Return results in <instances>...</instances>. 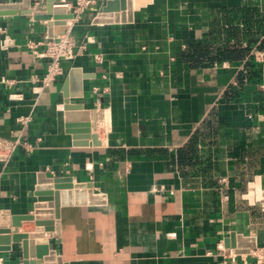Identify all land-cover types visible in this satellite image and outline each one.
Returning <instances> with one entry per match:
<instances>
[{
	"label": "crops",
	"instance_id": "0c3cea01",
	"mask_svg": "<svg viewBox=\"0 0 264 264\" xmlns=\"http://www.w3.org/2000/svg\"><path fill=\"white\" fill-rule=\"evenodd\" d=\"M101 2L54 27L76 41V53L38 93L30 78L47 60L26 43L46 39L48 23L0 16V80H19L0 84V138L35 144L0 162V227L30 212L41 175L70 177L107 196L103 204L64 206L60 237L45 231L70 264H241L221 250L233 249L225 246L232 232L264 245V0H139L133 21L95 24ZM189 41L250 46L263 65L260 80L238 81L249 54L188 68L177 52ZM72 68L81 71L82 96H73ZM11 91L24 98L10 100ZM232 91L237 96L225 100ZM66 95L90 109L100 145L75 144L84 139L67 128ZM28 114L22 130L16 119ZM35 230L34 220H23L18 233ZM21 254L20 244L0 252L3 264H23Z\"/></svg>",
	"mask_w": 264,
	"mask_h": 264
},
{
	"label": "water",
	"instance_id": "95a60500",
	"mask_svg": "<svg viewBox=\"0 0 264 264\" xmlns=\"http://www.w3.org/2000/svg\"><path fill=\"white\" fill-rule=\"evenodd\" d=\"M127 2L126 8L124 2ZM150 1V0H149ZM56 0H46V9H34L36 0H21V2L0 3V16L3 15H30L35 21H47L48 37H55L54 27L66 25L68 19H72L74 14L64 6H55ZM144 3L139 0H102L100 8L93 17V23H119L131 22L134 20V11L138 10ZM119 14V11H123ZM125 10L127 12H125ZM69 82L75 87L73 96H82L81 71L79 68H72L69 73ZM66 125L69 132L74 133V137L80 140L75 142L78 145H88L90 139L93 145H100L101 142L97 134L91 133L90 109L84 104L73 102L66 95ZM74 110H78L77 114ZM80 119V120H78ZM78 120V121H77ZM90 182L73 183V179L40 176L39 186H37V200L33 203L32 209L27 214L12 215V227H0V252L12 250L13 244H20L23 264H70L64 260L63 256L57 255L55 244L44 238L45 231H51L52 238L61 236V212L67 205L97 203L103 204L107 201V196L94 192ZM23 220H34L36 230L31 233H18ZM246 241H251V243ZM226 248H233L237 253H249L257 248L256 239L246 240L243 235L232 232L225 240Z\"/></svg>",
	"mask_w": 264,
	"mask_h": 264
},
{
	"label": "built area",
	"instance_id": "2783aa9c",
	"mask_svg": "<svg viewBox=\"0 0 264 264\" xmlns=\"http://www.w3.org/2000/svg\"><path fill=\"white\" fill-rule=\"evenodd\" d=\"M96 0H67L63 6L74 14L73 19L81 18L82 14L87 9L95 10ZM36 9V4L33 7ZM11 38L6 37L1 41L2 48L9 49L13 46ZM26 45L39 57L47 60L46 70L43 74H33L30 78L34 83L35 92L38 93L44 88L49 87L54 82L59 80L65 74L64 62L73 57L76 53V41L70 38L66 32H60L54 37H46L44 40L28 39ZM43 46V47H41ZM19 82L16 78L2 77L0 84H6L9 87L16 85ZM95 89H98L97 87ZM10 100H22L24 94L21 91H11L8 95ZM31 114L20 115L16 119L21 125L22 130L26 129L32 121ZM24 147L27 151H33L35 144L26 142L22 139V135L15 138H0V162L8 163L16 150ZM221 182L226 183V178L221 179ZM223 254L229 258H240L241 264H264V245L257 246L249 253H237L235 250L221 249ZM227 252V253H225ZM4 257L0 256V264H3Z\"/></svg>",
	"mask_w": 264,
	"mask_h": 264
},
{
	"label": "trees",
	"instance_id": "16d2710c",
	"mask_svg": "<svg viewBox=\"0 0 264 264\" xmlns=\"http://www.w3.org/2000/svg\"><path fill=\"white\" fill-rule=\"evenodd\" d=\"M258 49L264 52V39ZM248 54L249 58L238 75L239 83L244 85L250 81H259L262 76L263 65L255 62V56L251 54L250 46H215L212 42L189 41L183 50L177 52V58L181 64L184 63L188 68H199L224 60L236 62L244 59ZM237 93L238 91L228 92L225 94V100L234 99Z\"/></svg>",
	"mask_w": 264,
	"mask_h": 264
},
{
	"label": "bare ground",
	"instance_id": "6f19581e",
	"mask_svg": "<svg viewBox=\"0 0 264 264\" xmlns=\"http://www.w3.org/2000/svg\"><path fill=\"white\" fill-rule=\"evenodd\" d=\"M57 27V26H56ZM65 29V28H64Z\"/></svg>",
	"mask_w": 264,
	"mask_h": 264
}]
</instances>
